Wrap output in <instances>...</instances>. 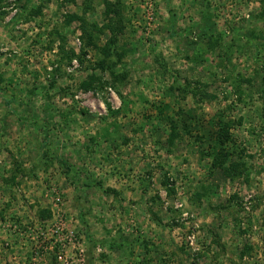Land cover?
<instances>
[{
  "label": "rangeland",
  "instance_id": "obj_1",
  "mask_svg": "<svg viewBox=\"0 0 264 264\" xmlns=\"http://www.w3.org/2000/svg\"><path fill=\"white\" fill-rule=\"evenodd\" d=\"M84 23L114 81L63 59ZM263 77L264 0H0V264H264ZM219 114L232 179L200 156ZM183 118L202 147L166 143Z\"/></svg>",
  "mask_w": 264,
  "mask_h": 264
},
{
  "label": "trees",
  "instance_id": "obj_2",
  "mask_svg": "<svg viewBox=\"0 0 264 264\" xmlns=\"http://www.w3.org/2000/svg\"><path fill=\"white\" fill-rule=\"evenodd\" d=\"M21 1V0H18ZM75 19V17H70L68 22H71ZM84 35L82 36V47L80 50L79 57L74 54L72 51L66 53L63 55V59L72 60L74 58L80 59L82 61V58L87 56L88 50L90 48L95 49L97 53H99V58L96 62L95 69L101 70L103 73L108 72L113 81L115 80L113 69L116 67L115 62L112 61L113 56H118V54L113 53L111 48L109 46L114 47L117 43L116 39V33L112 34L109 37V39L106 41V47L102 48L99 47L96 43V41L90 37L89 31L86 28V23H84ZM111 32V30H109ZM62 48L60 47V53L62 52ZM101 52V53H100ZM232 55V54H230ZM119 57V56H118ZM117 57V63L119 62L120 57ZM230 58L231 56H226ZM91 71H94V68H92ZM262 94H264V77L262 78ZM112 82H107L102 80L101 76H95L94 74H91L87 81H83L80 83L79 88L80 90L84 92L89 91H99L102 87H114V84ZM52 86V84H51ZM72 92V91H71ZM109 108V106H108ZM81 115H86L87 113L84 110L80 111ZM112 114L115 116L114 112ZM222 114L216 115L215 117L211 118V126L213 125V129H211V126L209 129L212 131L211 137L207 140V144L209 147H207L209 150H204L201 148L200 156L202 159H208L210 160V164L208 166L209 171L210 170H216L221 173L225 178L232 179L233 177H236L238 175H241L242 171H244L245 164L243 162L244 158V149H241L237 144L236 140L233 136V134L230 132L231 126L228 123L224 122V119L222 117ZM190 119H184L182 123H178V121H173V119H170V133L166 137V143L168 146H173V144L178 141L182 142L183 137L182 135L185 134L190 138H193V143L197 145L199 144L198 148L202 147L205 143V140L202 136H192L191 134V127L192 124L189 123ZM210 124V122L207 123V125ZM242 124L241 121H238V125L240 126ZM213 172V171H212ZM211 173V171H210ZM171 193V191L169 192Z\"/></svg>",
  "mask_w": 264,
  "mask_h": 264
},
{
  "label": "built area",
  "instance_id": "obj_3",
  "mask_svg": "<svg viewBox=\"0 0 264 264\" xmlns=\"http://www.w3.org/2000/svg\"><path fill=\"white\" fill-rule=\"evenodd\" d=\"M60 258V257H59Z\"/></svg>",
  "mask_w": 264,
  "mask_h": 264
}]
</instances>
